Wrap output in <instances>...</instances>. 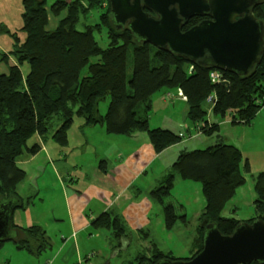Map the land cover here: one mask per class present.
Here are the masks:
<instances>
[{
	"label": "trees",
	"instance_id": "obj_1",
	"mask_svg": "<svg viewBox=\"0 0 264 264\" xmlns=\"http://www.w3.org/2000/svg\"><path fill=\"white\" fill-rule=\"evenodd\" d=\"M22 9L21 31L25 39L20 43L12 34V52L0 54V62L6 63L8 57L15 60V65L0 74V199L15 200L19 204L16 209H25L17 192L25 172L16 160L24 150L30 156L41 150L38 143L28 148L27 141L34 134L43 139L54 117L61 123L51 138L59 146L67 144L74 114L85 125L103 121L111 134L146 132L156 154L180 143L183 133L148 127L150 96L162 88H176L185 100V117L191 128L197 134L215 137L213 145L205 149L179 151L159 186L150 191L162 208L165 229L170 230L177 221L185 222V216H177L172 204H164L175 177L201 185L205 206L197 218L192 254L181 260L191 259L202 249V223L213 224L222 235H230L241 222L264 221V172L251 175L255 192L253 216L236 220L221 215L235 189L244 182L242 170L249 173L250 168L247 161L242 162L239 150L221 139L218 126L206 118L211 113L230 124H252L264 105V51L259 64L247 76L222 72V78L229 82L225 91L210 82L212 70L206 66L137 42L127 26L117 28L111 21L107 0H54L48 9L46 0H22ZM48 10L54 16L62 15L53 30L47 29ZM91 13H97V17L88 22ZM253 14L264 23V1L253 8ZM200 21L193 17L182 30ZM101 33L105 48L98 45L95 37ZM23 64L27 65L24 74ZM209 96H214L211 107L206 103ZM105 98L109 102L102 116L98 105ZM104 163L100 161L98 168ZM91 226L109 231L110 245H116H112L113 251L120 249L121 239H129L124 222L116 214L104 212ZM11 228L15 234L11 242L18 249L40 252L45 243L41 227H21L11 222ZM154 245L149 256L139 255L129 264L177 260Z\"/></svg>",
	"mask_w": 264,
	"mask_h": 264
},
{
	"label": "rangeland",
	"instance_id": "obj_2",
	"mask_svg": "<svg viewBox=\"0 0 264 264\" xmlns=\"http://www.w3.org/2000/svg\"><path fill=\"white\" fill-rule=\"evenodd\" d=\"M53 1L46 0L47 9ZM61 16H54L48 10L47 29L53 30ZM88 17L90 22L93 17H97V13H91ZM103 35V33L95 34V37L98 45L105 48L106 40ZM21 71L22 74L27 72L26 64L22 65ZM165 94H170L172 97L165 99ZM177 97L179 93L176 88H162L150 96L149 129L171 130L176 134H184L181 144H176L177 149L167 150V148L158 154L151 149L146 132H136L128 136L111 134L106 131L103 121L85 125L76 114L73 115L72 124L67 131L65 146L57 145L51 138L60 126L58 117L50 120L48 131L43 139L34 134L27 141L26 146L29 148L38 143L42 150L34 156L28 155L24 150L16 160L17 166L25 172V177L17 185V192L24 197L23 205L26 210H29L30 215H26V212L24 214L23 209H16L12 217L17 219L20 216L25 226L28 219L32 221L39 219L44 227L45 243L40 252L31 253L18 249L11 241H6L0 245V264H129L139 255L149 256L154 249L152 241L159 245L161 252H170L177 260L185 259L189 254L187 250L191 240L194 235H197L196 228L199 224L196 214L201 213L205 206L201 185L198 182L182 180L176 176L170 194L164 199L165 205L172 204L177 216H185L184 223L177 221L170 230L166 229L173 230V234L154 228L155 234L148 240L143 242L141 238L142 242L140 240L138 242L131 240L130 244L126 242L127 246L120 249L117 257H112V252L107 247L106 238L109 237L107 229L91 226L84 233L68 237L64 205V199L73 193L68 186L70 179L76 177L75 168L81 170L91 181L99 182L103 178L97 176L95 172L100 161H109L110 165H114L120 157L127 158L132 152L137 154L138 161L142 160L145 153L148 152L150 155L152 153L151 158L147 159L148 155L143 158L140 168L144 169L140 177L134 179L126 192L118 199L114 207L119 208L120 202L128 203V200H125L126 197L134 199L145 196L152 199L150 191L159 186L161 181L159 178L175 161L176 156L172 153L176 150H201L213 145L215 139L197 134L191 128L190 122L185 117V100ZM108 102L109 99L105 98L99 103L100 115H104ZM206 118L209 123L224 120L211 113H208ZM219 134L226 136L239 147L243 161H247L250 168L249 173L242 170L244 182L235 189L221 215L234 219L236 215V219L247 220L253 216L252 202L255 200L251 175L264 172V150L251 137L252 133L248 127L232 126L229 123L221 124ZM111 178L113 175L110 173L108 179ZM153 202L156 207L154 213L163 218L161 206L154 200ZM231 205L236 209L235 215L228 212ZM100 209L101 204L96 200L88 205V210H91L92 214L96 213L97 217L102 213ZM154 213L151 220L156 224L158 220ZM59 231H64L62 236Z\"/></svg>",
	"mask_w": 264,
	"mask_h": 264
},
{
	"label": "water",
	"instance_id": "obj_3",
	"mask_svg": "<svg viewBox=\"0 0 264 264\" xmlns=\"http://www.w3.org/2000/svg\"><path fill=\"white\" fill-rule=\"evenodd\" d=\"M264 0H107L114 25L127 26L132 37L209 70L247 76L259 64L264 23L253 8ZM193 17H203L182 30ZM225 91L228 81L219 83ZM182 97V96H181ZM17 201L0 199V244L15 237L11 218ZM202 249L191 259L155 264H264V221L241 222L230 235L201 224ZM141 264H151L147 261Z\"/></svg>",
	"mask_w": 264,
	"mask_h": 264
},
{
	"label": "crops",
	"instance_id": "obj_4",
	"mask_svg": "<svg viewBox=\"0 0 264 264\" xmlns=\"http://www.w3.org/2000/svg\"><path fill=\"white\" fill-rule=\"evenodd\" d=\"M22 10H23L22 0H0V54L1 55H9L12 52L14 45L12 34L17 38V40L20 43H22L25 39V34L21 31ZM12 65H15V60L12 57H8L6 63L0 62V74L6 73L8 67ZM184 68L186 69L187 66H184ZM171 97H172L171 95L169 97L167 96V94L164 95L165 99H169ZM177 98L182 99L180 97V94L179 97ZM185 111H186V107L184 109V112ZM226 123L230 124V121L224 119L223 121L215 123L218 126V135L226 144H229L238 149L239 147L235 143L230 141L226 136L219 134V126L221 124H226ZM230 125L232 126L239 125L241 127H248L252 133L250 134L251 137L255 139L260 145V147L264 150V105L257 113L251 125H242V124H230ZM210 137L215 139L214 135ZM177 145H174L168 148L167 150H170L171 148L177 149L176 148ZM179 151L181 150H176V152L172 154L173 155L175 154L174 156L177 157ZM138 154H140V152ZM146 156L147 159L151 158L152 153L151 155L148 152L145 153L143 158H145ZM142 160L138 161L137 154H134L133 152L130 153L129 157L127 158L120 157L119 160L116 161L114 165L112 164L110 165L109 161L105 160L106 162L103 164V167L98 168L97 166V170L95 172L97 173L96 174L97 176H101L103 178L99 182L91 181L89 178L86 177V175L82 173L81 170H77L76 168L74 169V175L76 177L74 179H70V185L68 186V188L72 190L73 193L67 195V197L64 199V205L66 210L65 218L67 220L66 225H67L68 237L73 236L74 234L84 233L91 227L97 215L96 213L92 214V211L88 210V205L90 204V202H93L95 200L101 204L100 211L102 213L110 212L111 214H116L124 222V225L129 232V239L128 238L124 240L121 239L118 242L120 249L122 247L127 246L126 244L127 240L130 241V242L128 241L129 244L132 241L138 242L141 238L143 242L148 240L150 236H153L155 234L154 230L156 228H158L160 231H165L167 234H173V230L167 231L164 228L163 218L162 217L160 218L157 214L154 213L156 207L153 200L150 197L148 198L143 196V197H135L134 199L133 197H126L125 200H128V203L126 202L122 204L120 202L118 204L119 208L114 207L115 204L118 203V199H120L122 195L126 192V190L129 188L132 181L140 177L141 172L144 169V168H140ZM242 162H244L243 158H242ZM167 170L164 172V174L167 172ZM110 173L113 175V178L108 179ZM164 174L159 179H161L164 176ZM20 197L24 198L22 196ZM181 209L184 213V209L182 205H181ZM23 211L24 214L26 212V215H30L28 209L26 210L25 208ZM228 212L230 214L235 215L236 212L235 207L231 205L230 208L228 209ZM152 213H154V215L156 216V220H158L156 224H154V222H152L151 220ZM199 215L200 213L196 214L197 218L199 217ZM235 219H236V215H235ZM236 220H240V219H236ZM11 222L13 225H17L21 227L38 226L41 227L42 229L44 228L43 225H41V221L39 219H36L34 221L28 219L26 226L20 220V216L17 217V219H13L12 217ZM63 232L64 231L61 232L59 231L61 236ZM194 237H196V235H194L193 239L191 240L192 242L190 243L189 248L187 250L189 254L185 258H189L192 254ZM106 240H107L106 241L107 247L112 252V257H117L119 255L120 249L117 250L114 249L113 251L112 248L116 246L115 243L110 245L109 237H107ZM152 242H153L152 244H155L154 246H156L160 250V248L158 247L159 245H157L154 241Z\"/></svg>",
	"mask_w": 264,
	"mask_h": 264
},
{
	"label": "built area",
	"instance_id": "obj_5",
	"mask_svg": "<svg viewBox=\"0 0 264 264\" xmlns=\"http://www.w3.org/2000/svg\"><path fill=\"white\" fill-rule=\"evenodd\" d=\"M222 72L220 71H217V70H212L210 71L209 73V78H210V82L211 83H216V84H219L221 81H225L223 78H222ZM167 96L169 97L170 94H167ZM213 99H214V96H209L207 97L206 99V103L211 107L213 105Z\"/></svg>",
	"mask_w": 264,
	"mask_h": 264
},
{
	"label": "flooded vegetation",
	"instance_id": "obj_6",
	"mask_svg": "<svg viewBox=\"0 0 264 264\" xmlns=\"http://www.w3.org/2000/svg\"><path fill=\"white\" fill-rule=\"evenodd\" d=\"M199 18H200L201 20H202V19H206V18H203V17H202V18H201V17H199Z\"/></svg>",
	"mask_w": 264,
	"mask_h": 264
}]
</instances>
